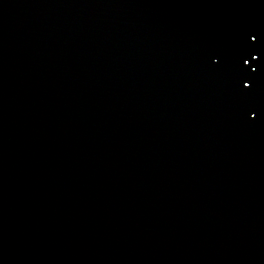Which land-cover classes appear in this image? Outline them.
<instances>
[{
  "label": "water",
  "instance_id": "obj_1",
  "mask_svg": "<svg viewBox=\"0 0 264 264\" xmlns=\"http://www.w3.org/2000/svg\"><path fill=\"white\" fill-rule=\"evenodd\" d=\"M0 264H264V0H0Z\"/></svg>",
  "mask_w": 264,
  "mask_h": 264
}]
</instances>
